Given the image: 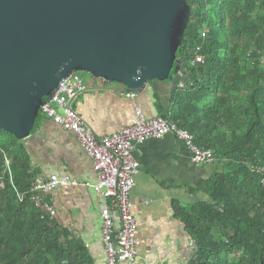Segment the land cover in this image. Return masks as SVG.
Listing matches in <instances>:
<instances>
[{
    "label": "trees",
    "instance_id": "16d2710c",
    "mask_svg": "<svg viewBox=\"0 0 264 264\" xmlns=\"http://www.w3.org/2000/svg\"><path fill=\"white\" fill-rule=\"evenodd\" d=\"M187 1L183 65L194 85L176 89L164 118L224 165L210 202L178 208L196 247L190 264H264V0ZM197 54L205 63L191 67ZM37 178L24 141L0 130V264H91L82 243L42 218Z\"/></svg>",
    "mask_w": 264,
    "mask_h": 264
},
{
    "label": "water",
    "instance_id": "95a60500",
    "mask_svg": "<svg viewBox=\"0 0 264 264\" xmlns=\"http://www.w3.org/2000/svg\"><path fill=\"white\" fill-rule=\"evenodd\" d=\"M187 0H0V130L26 141L62 81L141 93L181 69Z\"/></svg>",
    "mask_w": 264,
    "mask_h": 264
},
{
    "label": "crops",
    "instance_id": "0c3cea01",
    "mask_svg": "<svg viewBox=\"0 0 264 264\" xmlns=\"http://www.w3.org/2000/svg\"><path fill=\"white\" fill-rule=\"evenodd\" d=\"M84 80L87 89L71 106L98 138L135 125L138 110L148 118H167L174 110L177 78L153 82L141 93L105 85L89 75ZM24 147L38 178H69L71 183L49 197L56 222L70 239L82 243L91 264H106L101 211L113 200L106 202L94 191L93 161L76 134L41 114L34 136L24 141ZM134 156L141 168L131 200L141 245L138 257L125 264H190L196 247L178 208L210 202L209 182L224 171V165L216 159L210 164L193 163L190 150L174 135L146 140L136 146Z\"/></svg>",
    "mask_w": 264,
    "mask_h": 264
},
{
    "label": "built area",
    "instance_id": "2783aa9c",
    "mask_svg": "<svg viewBox=\"0 0 264 264\" xmlns=\"http://www.w3.org/2000/svg\"><path fill=\"white\" fill-rule=\"evenodd\" d=\"M203 35L206 36V33ZM204 63L205 57L197 54L189 65L195 67ZM176 78L180 90L194 85L184 65ZM86 89L84 78L79 73L72 74L62 81L51 98L45 102L41 114L76 134L92 159L97 174L94 191L106 202L113 200V205L108 204L101 211L106 264H125L138 257L141 245L131 200V193L136 186L141 168L134 156L136 146L148 139H161L167 135H174L184 142L191 152L192 162L197 165L212 163L214 152L196 144L195 136L176 122L161 116L148 118L141 110L137 111L138 122L135 125L110 136L98 138L71 106V101ZM262 171L264 172V168ZM69 183L71 182L68 177L57 175H52L48 181L41 178L35 180L31 187L32 200L37 208L43 210L45 214L43 219L48 218L53 222L56 220V211L49 197L61 185ZM1 186H4L3 182Z\"/></svg>",
    "mask_w": 264,
    "mask_h": 264
},
{
    "label": "rangeland",
    "instance_id": "374dc122",
    "mask_svg": "<svg viewBox=\"0 0 264 264\" xmlns=\"http://www.w3.org/2000/svg\"><path fill=\"white\" fill-rule=\"evenodd\" d=\"M83 78H86L87 74L85 73H79Z\"/></svg>",
    "mask_w": 264,
    "mask_h": 264
}]
</instances>
